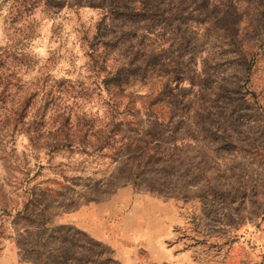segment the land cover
I'll return each instance as SVG.
<instances>
[{"label":"rangeland","instance_id":"rangeland-1","mask_svg":"<svg viewBox=\"0 0 264 264\" xmlns=\"http://www.w3.org/2000/svg\"><path fill=\"white\" fill-rule=\"evenodd\" d=\"M0 264H264V0H0Z\"/></svg>","mask_w":264,"mask_h":264},{"label":"crops","instance_id":"crops-1","mask_svg":"<svg viewBox=\"0 0 264 264\" xmlns=\"http://www.w3.org/2000/svg\"><path fill=\"white\" fill-rule=\"evenodd\" d=\"M152 249L153 250H159L161 253H163L164 254V257H166L165 259H163V260H161L162 262H168V259H169V255L167 254V252H164L162 249H163V247H161V246H157V245H155L154 243L152 244ZM173 249H175V246L174 245H172L171 247H169V248H165V250L166 251H173ZM181 254V253H180ZM172 257L173 258H177L176 256H174V253H172ZM180 259V258H179Z\"/></svg>","mask_w":264,"mask_h":264}]
</instances>
